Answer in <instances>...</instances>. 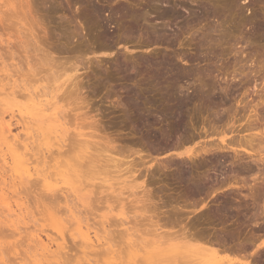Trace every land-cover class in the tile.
Masks as SVG:
<instances>
[{
	"label": "rangeland",
	"instance_id": "374dc122",
	"mask_svg": "<svg viewBox=\"0 0 264 264\" xmlns=\"http://www.w3.org/2000/svg\"><path fill=\"white\" fill-rule=\"evenodd\" d=\"M23 1L21 0V4L27 2L28 5L25 4L27 8L26 6H23L24 8L22 9L20 8L22 5H19L18 8L21 9V14H19L20 11L17 12L18 14L15 13L16 11H13L12 14V12H10L11 10L8 12V9L5 11L4 8H0V16L2 15L0 17V100L2 101L0 104V115H3L2 117L5 119L4 121H8L9 119L8 122L11 126V128H9L12 133L14 135L16 133L19 134L18 139L20 140L16 142L17 145L14 144L15 147L18 146L19 150L20 148H23V144L25 145L26 142L28 143H26V148L31 152H28L27 149H24V151L22 149L20 150H22V153L24 152L23 154L26 155V159L33 162L32 166L36 164L37 168L41 171L45 170L44 173L47 172V175H50L51 172H53L51 174L52 177L53 174H55V170H57V172L66 171L69 167L71 168V166L74 170L75 166V169L77 168L82 174H86L85 182H83V184H90L91 187L89 185L79 186V182H73L74 179L70 181L69 186H65L66 184L62 185L61 183L57 185L53 183L54 181H51L53 185H56L51 188V191H55L53 192V195H55L54 198H51V196L49 197V195H51L50 191H47L46 189H44L45 191L43 189L41 190L42 187L38 184L36 187H34L36 185L35 183H33L35 185H32V182H34L33 178H30V181H32L30 182L31 184L29 183L30 186L29 184L25 185L23 183L25 186L22 185V187L19 186L21 185L19 184L17 188H20H18L16 192L18 191V193H21L19 194L20 196L23 194L21 196L23 200H18V202H24V208H22V203V207L20 206L23 213H19L17 208L14 207V195L9 194L10 198L13 196L10 205L12 204V208L17 211L18 217L10 213V218L7 217V208L4 206V203H0V208L2 209H0V251L2 253V257L0 256V264H30L31 262L29 261L32 259L28 260L30 259L28 256H30L29 254L31 253L34 254L31 250L35 247L32 248L34 242L29 243L31 240L28 242L26 236H29L30 232L36 229L35 227H39V224L37 225L36 223L42 222L43 224L42 220L39 222L38 219L35 220V218L42 219V216L47 214L44 211L46 209H52L53 207L55 208L53 211H57L55 216L59 212H64L66 214L61 215L63 216V221L67 219V217L71 219V217H69L70 214H68L69 208L66 206L68 203V206L70 205L69 207L72 208V211L74 210L73 212L77 213L78 211L80 217L83 215L81 217L82 219L88 218L91 224V234L93 233V230H96L101 238L110 239V244L112 243L111 245H116V247H113L117 249L121 247L122 251L126 250V238L129 237V235H132V237L134 235L135 237L137 234V238L135 237V239L140 237L139 239H144V241L148 243L151 240L157 239V237H154L157 234L156 231L165 234L167 232L168 235H170L169 233L172 234L173 232H176V238L174 237V234L170 237H166L167 239L163 237L164 241L168 240L167 245L164 242L165 244L163 247L166 249L169 248V250L173 249L177 253V256L178 254H182L181 257L190 255L193 264H195L196 261H200L198 264H214L215 261L213 257L207 253L208 251H205L208 249L218 251L216 259L218 262L220 259L223 264H264V166H262L264 164L254 160L256 157H253L254 153L253 151H250V149L248 150L245 148L247 150H237L236 148H229L228 146L224 147L228 144L231 138L238 139L240 135L241 137L247 138L248 136L249 138V133H256V136H260L258 133L259 129L260 131H264V0H232L229 7H226L225 0H158V2H154L155 0H109L108 2H106L107 0H61V3L60 0ZM85 3L87 4L86 6L84 5ZM92 5L95 6L93 7ZM101 6L104 8L105 14L103 12L101 17L94 16L95 7ZM85 8H87V11L84 10ZM164 8H172L173 11L177 12L175 17H178L175 18L173 15L162 18V20L159 17L157 18L158 10ZM67 9L70 11H66ZM124 9H127V11ZM90 10H93V12ZM212 10H216L218 13L215 14V17L211 13L213 12ZM83 11H86V14L89 13V16L94 18V22L88 24L87 20L81 15ZM206 11L209 14L208 17H206ZM124 12L128 15L124 14ZM9 13H11V15ZM8 14L10 17L13 15V17L9 18ZM7 18L9 21L11 20L10 23L6 20ZM27 18H30V20ZM18 23H21V26ZM257 25L260 26V29L255 30ZM102 26L106 27L108 31L107 37L109 39L102 36L103 34L101 35L103 32ZM29 30H32L33 32ZM25 32L26 34H31V36L28 35L30 36L28 38ZM213 32H215V34ZM31 38H33V40ZM26 40L27 42H25ZM17 41H20V43ZM32 42L36 44L33 46ZM22 43H27L28 47L26 46L27 44L25 45ZM250 43H252V45ZM106 45L108 47H106ZM34 49L38 53H36ZM251 59H253L254 62L251 63ZM118 60L120 61L118 62ZM168 61H170L171 64H168ZM111 62L114 63L112 64ZM240 62H243L244 64L242 63L241 66ZM162 63L167 64L162 66ZM172 63H174V65L171 67ZM122 64L127 66V68H123ZM158 64H160V66ZM119 65H121L122 68L119 67ZM175 66H178L179 68L177 67L176 70ZM128 67H132L133 70L128 69ZM157 67L160 69H157ZM161 67L164 68L163 71L161 70ZM53 68L55 70H53ZM176 75H178V77ZM71 77H77L75 78L77 85L72 89L74 92L69 90L71 88H66ZM62 84L65 86L61 89L60 86ZM43 85L51 86V90L54 86L55 89L51 91V95H49L50 97L48 96V98H43L44 100L42 99L45 106H42L40 109H43L44 107V110L46 108L47 112L45 111L38 116L37 114L39 112L37 114L34 112L32 113L31 109L28 108L32 102L24 97V95L26 96V91L23 90L24 88H28L30 91H35L36 93L41 91ZM55 86L61 90H57ZM216 86H221L223 88L222 92L224 95L219 91L220 94H222L221 100V97L219 99L216 98L217 96L215 97L216 93H219L218 90H215L218 88ZM4 88L6 90L10 88V91L8 90L7 93L14 91L13 93L15 97L12 98L10 96L6 98L5 95H3V93H6L4 92L6 91ZM212 88H214L213 90L216 91V93L214 91L212 93L209 92L212 91ZM194 89L197 90L196 92L199 94L198 96H200V100L197 99L198 96L196 95L197 97L192 101L193 103L191 102L188 104L187 108H185V106L183 109L177 111L178 103L176 102L178 99L180 100L184 97L188 98L191 94L193 95L195 93ZM48 90L50 91V89ZM201 91L207 93L203 94ZM63 92L64 94H62ZM71 94L73 96H71ZM211 94L214 96L212 97ZM131 99L133 102H131ZM181 101H184V99ZM130 103L133 104L130 105ZM134 104H138V106ZM142 105L144 109L141 108ZM137 108H139V110ZM11 111H13V113ZM175 111L176 113H174ZM26 112L33 115L34 119L38 121L37 124L43 125V128H47V125L48 127L59 126V129L66 131L68 136L66 135L65 139H67V142L64 143L65 148L60 151L62 157L61 155L59 156V153L57 152L58 149L55 148L57 147V145H55L56 143L54 144L56 141L52 136H49V134L48 138L50 137V139H47V142L45 140V144L40 140L42 137L38 138L36 135H34V137L36 136V139L32 138L33 140H30L31 137H28L30 135L26 134L24 130L25 126H23V124L25 125L23 121L25 122L26 120H23V118H26L29 115ZM136 112L140 114H138L140 117L136 118ZM45 113L51 115L53 118V115H59V117L57 116L58 120L63 118L62 122H65L64 124L67 123L64 126H67L68 129L62 127L63 125H61L62 122H60V120L56 121L54 124L51 121L46 122L44 117L46 116ZM51 113L54 114L52 115ZM174 114H180L178 115V118L179 116L181 117V127H179L178 131H173V122L176 119V115L174 116ZM21 117H23V121L21 120ZM43 122H45V124H43ZM68 123L70 127L68 126ZM82 124H84L82 127L84 130L82 131H87V133L92 131L95 133V140L98 141L96 149L92 150L94 151L92 152L94 155L91 153V157H88V159L85 158L87 159L86 162L82 160L84 158L80 159L76 157L80 155L82 156V152V154L80 153V155H78L79 151H82V148L80 149L74 146L76 145V142L74 141L76 138L71 136V134H75L72 133L73 128L75 126L77 127V125L82 126ZM40 125H38V127L41 128ZM248 125L250 126L249 128H258L252 131L249 130L250 132H244V130H247L246 128H248ZM220 130L225 131L227 134V136L224 137L226 143H220L218 135ZM242 130L243 132H240L241 134H239V131ZM235 131L238 132L236 133ZM46 132L50 133L49 131ZM246 133H248L247 136L245 135ZM69 135L71 137H69ZM1 136L2 135H0V138ZM0 141L2 140L0 139ZM38 141L40 143L42 142V145H46L49 152H46L47 148L39 144ZM0 143L2 144V142ZM34 143L37 145H34ZM201 146L203 148L205 147L203 150H209V152H201ZM38 147L40 150L39 152ZM2 148L3 150L5 149V152H9L5 145L1 147V150ZM210 148L212 151H210ZM219 148H221L222 151ZM191 150H193V153L200 152V154L197 153L200 156L194 153L195 156L189 159L187 157L189 155H185V153L189 151L192 152ZM231 150H236V153L234 154V151ZM74 151L78 152L75 153ZM5 152L1 153V157ZM7 153L6 155L4 154L5 159L3 158L4 161H7L6 165H4V163L2 164L4 161L0 159V174L3 176H7L8 170L6 172V169H9L11 166L10 164H12V161L9 159L10 153ZM41 154L44 156V160H42L43 156H41ZM65 155L71 156L65 157ZM106 157H113L117 161L122 160V163L124 164L122 165L120 161L121 164L117 167H119L120 171L123 170L124 177H119L123 174L117 176V171L119 172V169L114 167L115 170L113 165L111 166V164L109 165L105 162ZM33 159L34 161H32ZM61 160L62 162H60ZM36 161H40V163H38L39 165ZM76 161H78L77 164ZM78 163L79 165L81 164L80 167H78ZM130 165L132 169L130 168ZM127 166L130 170L129 168L126 169ZM80 168L81 170H79ZM69 171L72 170L70 169ZM115 171L116 173H114ZM125 171L127 174L124 173ZM186 172H190L189 174H192L193 176ZM9 175H11V173L8 174V176ZM6 176V181H10V179L7 180L8 176ZM127 176L131 180L128 179ZM15 178L14 184L17 185V182L20 183L21 180L17 181L18 179L16 176ZM23 178L27 179L25 175H23ZM103 178L106 179L105 181L109 182L102 185L100 182H103ZM132 178L135 179V181ZM100 179L102 180L99 182ZM186 179L190 181L193 179V184L196 182L198 188L195 189V187H192V182H188ZM121 180H126L123 182L126 185L129 184L128 181L130 180L132 186L129 184L130 187L128 189H126L128 187H126V185L124 188V184ZM98 182L99 184H97ZM110 183L112 184V189L108 190ZM188 183H190L189 186ZM69 187L72 189H69ZM35 188L38 189L36 190ZM4 189L7 190V187H4ZM60 189L62 190L60 191ZM130 192L132 193L131 196ZM141 192L144 193L141 194ZM122 193L123 195L121 196L124 199H121L120 195L117 197V194ZM38 195L40 197H38ZM47 196L48 198H46ZM63 196L65 197L63 198ZM253 196L255 197L253 198ZM92 198L94 199L91 200ZM95 198L97 199L95 200ZM60 199L62 201H60ZM133 199L136 202L137 200L138 202L140 201V204L133 202ZM64 200L65 202H68L66 205L65 202H63ZM90 200L93 203L90 202ZM92 204L93 207H91ZM25 205H27V207ZM28 207L29 209H27ZM25 208L26 211H23ZM58 208L60 209L59 212ZM61 209H63V212ZM27 210H29L30 213ZM24 212H27L26 215H29V217L31 215L35 217L32 218L31 216V218H29ZM169 212L170 214H168ZM40 213H45V215L42 214V216H40ZM20 215H23L24 219ZM65 215L68 216L64 217ZM5 216L8 221L6 218L5 221L2 220ZM133 216L136 219L132 218ZM139 216L141 219H139ZM11 217H14V219ZM20 217L24 220L21 223L26 224L21 225L20 221L22 220ZM56 218L53 219L56 220ZM9 219H12V221ZM31 219H33V221ZM60 219L61 217L59 220ZM135 220H137V223ZM13 221L16 222V225L14 224V228L10 230L11 227H13ZM5 222L9 224L7 225ZM33 222L36 225H34ZM44 222H47V220ZM52 222L47 224L53 225ZM101 222L102 225L105 223L102 226H105L103 229L106 230L109 228L106 231L110 233H105V236L103 235L104 231H102V228L100 227ZM119 222H126L124 223L126 226L129 222L127 229H133L135 234L133 230H130L133 231L131 233L128 231L130 233L128 234V232H126V226L124 224L120 226L121 224ZM179 222L181 223L179 224ZM70 223H72V221H70ZM98 223L100 226H98ZM155 223L159 226H156ZM4 225L8 227H4ZM9 225H11V227H9ZM44 225L45 223L43 224V227H46V229L42 227L43 230L39 227L34 232L39 234L40 236H38L45 242L47 241L45 240L46 237H44L46 232L47 235L49 233L50 235L53 234L58 236L55 234V230V232L51 231L53 226L50 230L49 227ZM16 227L19 230L20 228L22 230L24 229V233H22L23 231L21 230L19 231L18 237V232L15 231ZM160 227L163 230H161ZM40 228L43 232L45 231V235L44 233H40ZM26 231L28 234L25 233ZM111 232L114 234L113 237L111 236L113 235ZM153 232L156 234L154 233V235ZM181 233H184V236ZM23 234L26 236H23ZM202 234L204 235V238L202 237ZM66 235L68 236V233ZM67 236H64L66 241H64V244H67H65L66 250H62L63 252L60 249H55L54 240L51 242V245H53L51 247L54 251L56 250L58 252L59 250V253L61 252L59 257L63 264L67 262L65 260L66 258H63L64 256L67 257V260L69 259L68 262H70V264H79L80 261V264H87L90 262L88 260H91L89 264H94L102 257V255L94 256L96 253L92 255L93 252L88 250L89 254H86L88 253L87 251L84 253V251L79 248L80 240L78 237L73 236L76 237L75 240L72 239L73 237H69L71 238V240H69ZM30 237L29 239H31ZM134 237L130 238L135 240ZM21 239H23V241ZM32 239H34V237H32ZM59 240L56 243L60 244V242H62ZM70 241L74 242L75 245L79 243L78 248H76L78 244L74 246ZM69 242L73 245L72 248ZM139 242H141V240ZM210 243L211 246L213 244L212 247L210 246ZM17 245L19 246L17 247ZM27 247L29 249L32 248L30 249L31 253ZM182 247H184V249ZM199 247L201 250H198ZM24 248L25 250H28L25 251ZM228 248L230 250H228ZM97 249H99V247H97ZM24 251L26 255L29 253L28 256L24 255L27 258L23 257V254H25ZM173 252L171 251L172 255ZM83 253L86 254L88 258ZM123 254L124 252L120 254V256ZM61 255L64 256L62 257ZM172 255L169 254L168 257L171 258L170 256ZM91 256H93V259ZM124 256L125 255H123V257ZM104 258H102L101 264H105L103 262H106L104 260L107 258ZM186 258H184V260ZM190 258L188 257L189 260H191ZM84 259L86 260L84 261ZM22 260L27 262L23 263ZM93 260L96 262L92 263ZM122 260L124 261V258ZM129 260V258L127 260L125 259V262L123 263H128ZM201 260L203 261L201 262ZM129 262L133 263L131 260ZM98 264H100V261Z\"/></svg>",
	"mask_w": 264,
	"mask_h": 264
},
{
	"label": "bare ground",
	"instance_id": "6f19581e",
	"mask_svg": "<svg viewBox=\"0 0 264 264\" xmlns=\"http://www.w3.org/2000/svg\"><path fill=\"white\" fill-rule=\"evenodd\" d=\"M20 1V2H19ZM23 1V0H22ZM68 1V0H67ZM69 1H71V0H69ZM76 1H78V0H76ZM82 1V0H81ZM103 1V0H102ZM109 0H107L106 2H108ZM150 1H152V0H150ZM23 2H25V0L23 1ZM30 2V1H29ZM62 1L60 0V3H61ZM86 2V1H85ZM105 2V1H104ZM154 2H158V0H155ZM231 2H232V0H225V5H226V7H229L230 6V4H231ZM19 3V4H18ZM22 2H21V0H0V8L2 9V8H4V10L6 11V9H8L7 11L9 12L10 10V12H12V14H13V11H16L15 13H17L18 11H20V13L19 14H21V9L22 8H24L23 6H26L25 4H27V2H25L24 4H21ZM32 3V2H31ZM67 3V2H66ZM79 3V2H78ZM88 3V2H87ZM22 5V6H20V8H18L19 7V5ZM64 4V3H63ZM77 4V3H76ZM89 4H90V2H89ZM28 5V4H27ZM73 5H74V3H73ZM85 6L87 5L86 3L84 4ZM71 6V5H70ZM80 6V5H79ZM82 6V5H81ZM93 7L95 6V5H92ZM26 8H27V6H26ZM25 8V9H26ZM30 8H31V4H30ZM63 8V7H62ZM17 9H20V10H17ZM87 8H85L84 10H86ZM3 10V11H4ZM69 9H67L66 11H68ZM122 10V9H121ZM124 10H126L127 11V9H124ZM175 10V9H174ZM1 11V10H0ZM4 11V12H5ZM70 11V10H69ZM87 11V10H86ZM86 11H83L82 12V16H83V18H85V20H87V22H88V24H90V23H92V22H94L93 20H94V18L93 17H91V16H89V13L88 14H86ZM91 11V10H90ZM94 11H95V15L94 16H98V17H101L102 16V13L104 12V8L101 6V7H95V9H94ZM213 12H211L213 15H214V17H215V14H218L217 12H216V10L214 11V10H212ZM218 11V10H217ZM7 12V13H8ZM91 12H93V10L91 11ZM203 12H204V10H203ZM207 12V11H206ZM6 13V14H7ZM14 13V14H15ZM177 12L176 11H173V9L171 8V9H160V10H158V16H157V18L159 17V18H161V20H162V18H166V17H170V16H173L174 15V17L177 15L176 14ZM205 13V12H204ZM1 14V13H0ZM2 14H3V12H2ZM10 15H11V13H9ZM8 14V15H9ZM18 14V13H17ZM16 14V15H17ZM24 14H25V12H24ZM28 14V13H27ZM104 14H105V12H104ZM124 14H126L125 12H124ZM176 14V15H175ZM10 15H9V18H11V17H13V15L10 17ZM126 15H128V14H126ZM130 15V14H129ZM2 16V15H1ZM0 16V17H1ZM20 16V15H19ZM74 16V15H73ZM209 16V14H208V12H207V16L206 17H208ZM217 16H219V15H217ZM6 17H7V15H6ZM130 17V16H129ZM178 17V16H177ZM177 17H175V18H177ZM5 18V17H4ZM136 18V17H135ZM137 18H140V17H137ZM174 18V19H175ZM194 18V17H193ZM201 18V17H200ZM204 18V17H203ZM202 18V19H203ZM20 19V18H19ZM27 19H29L30 20V18H27ZM169 19V18H168ZM194 19H196V18H194ZM6 20H8L9 21V19L7 18ZM72 20V19H71ZM84 20V21H85ZM101 20V19H100ZM103 20V19H102ZM166 20V19H165ZM197 20V19H196ZM11 21V20H10ZM10 21H9V23H10ZM20 21V20H19ZM7 22V21H6ZM32 22V21H31ZM3 23V22H2ZM105 23V22H104ZM17 24V23H16ZM19 24V23H18ZM21 24V23H20ZM19 24V25H20ZM133 24H135V23H133ZM13 25V24H12ZM14 25H15V23H14ZM27 25V24H26ZM21 26V25H20ZM25 26V25H24ZM23 26V27H24ZM32 26V25H31ZM136 26V25H135ZM134 26V27H135ZM254 26V25H253ZM12 27H14V26H12ZM103 27V26H102ZM121 27V26H120ZM119 27V28H120ZM154 28V27H153ZM212 28V27H211ZM20 29V28H19ZM151 29V28H150ZM217 29V28H216ZM256 29H260V26H256L255 27V30ZM28 30V29H27ZM34 30V29H33ZM153 30V29H152ZM218 30V29H217ZM16 31V30H15ZM19 31V30H18ZM18 31H17V33H18ZM22 31H23V28H22ZM22 31H21V33H22ZM25 31V30H24ZM29 31H32V30H29ZM213 31V30H212ZM28 32V31H27ZM33 32V31H32ZM218 32V31H217ZM20 33V34H21ZM31 33V32H30ZM124 33V32H123ZM127 33V32H126ZM132 33V32H131ZM214 34H215V32H213ZM16 34V33H15ZM25 34H26V32H25ZM33 34V33H32ZM103 34V35H102ZM157 34V33H156ZM208 34V33H207ZM22 35H24V34H22ZM27 36L28 35H30L31 36V34H26ZM101 35L102 36H105V37H107V35H108V31H107V29H106V27H103V32L101 33ZM163 35V34H162ZM210 35V34H209ZM208 35V36H209ZM17 36V35H16ZM16 36H14V37H16ZM19 36V35H18ZM25 36V35H24ZM26 36V37H27ZM30 36H28V38L30 37ZM160 36V35H159ZM224 36V35H223ZM35 37V36H34ZM16 38H18V37H16ZM15 38V39H16ZM24 38V37H23ZM38 38V37H37ZM108 38V37H107ZM159 38V37H158ZM162 38V37H161ZM2 39H4V38H2ZM13 39V38H12ZM32 40H33V38H31ZM109 39V38H108ZM113 39V38H112ZM209 39V38H208ZM22 40H24V39H22ZM27 40H30V39H27ZM27 40L25 41V42H27ZM38 40H39V38H38ZM162 40V39H161ZM20 41H21V39H20ZM20 41H17V42H19L20 43ZM124 41V40H123ZM164 41V40H163ZM203 41V40H202ZM5 42H7V41H5ZM4 42V43H5ZM22 42H24V41H22ZM30 42V41H29ZM29 42H28V44H29ZM38 42V41H37ZM40 42V41H39ZM114 42V41H113ZM120 42V41H119ZM215 42V41H214ZM16 43V42H15ZM18 43V44H19ZM33 43V42H32ZM32 43H31V46H32ZM217 43V42H216ZM219 43V42H218ZM221 43V42H220ZM14 44V43H13ZM22 44H25V43H22ZM27 44V43H26ZM25 44V45H26ZM28 44L26 45L27 47H28ZM36 44V43H35ZM34 43H33V46L35 45ZM111 44V43H110ZM113 44V43H112ZM168 44V43H167ZM246 44H248V43H246ZM251 45H252V43H250ZM6 45V44H5ZM15 45H17V44H15ZM20 45V44H19ZM211 45H213V44H211ZM220 45V44H219ZM218 45V46H219ZM22 46V45H21ZM20 46V47H21ZM25 46V47H26ZM235 46V45H234ZM247 46V45H246ZM249 46V45H248ZM15 47V46H14ZM18 47V46H17ZM36 47H37V45H36ZM106 47H108L107 45H106ZM34 48V47H33ZM32 49V48H31ZM112 49H113V47H112ZM232 49V48H231ZM25 50V49H24ZM27 50H28V48H27ZM33 50V49H32ZM34 51H36L35 49H34ZM106 51V50H105ZM45 52V51H44ZM241 52V51H240ZM27 53V52H26ZM36 53H38L37 51H36ZM237 53V52H236ZM255 53V52H254ZM254 53H253V55H254ZM261 53V52H260ZM259 53V54H260ZM35 54V53H34ZM264 54V53H263ZM33 55V54H32ZM37 55V54H36ZM39 55V54H38ZM47 55H48V52H47ZM46 55V56H47ZM236 55V54H235ZM256 55V54H255ZM43 56V55H42ZM41 56V57H42ZM259 56V55H258ZM264 56V55H263ZM28 57V56H27ZM37 57V56H36ZM51 57V56H50ZM242 57V56H241ZM29 58V57H28ZM32 58H35V57H32ZM45 58V57H44ZM47 58V57H46ZM243 58V57H242ZM246 58V57H245ZM255 58V57H254ZM26 59V58H25ZM38 59H40V58H38ZM50 59V58H49ZM161 59V58H160ZM173 59H175V58H173ZM249 59H250V57H249ZM256 59V58H255ZM263 59V58H262ZM29 60H31V59H29ZM33 60H35V59H33ZM100 60V59H99ZM124 60V59H123ZM126 60V59H125ZM155 60V59H154ZM36 61V60H35ZM40 61V60H39ZM120 60H118V62H119ZM138 61V60H137ZM147 61V60H146ZM173 61V60H172ZM183 61V60H182ZM259 61H260V58H259ZM263 61V60H262ZM47 62V61H46ZM115 62V61H114ZM113 62V63H114ZM117 62V61H116ZM126 62V61H125ZM145 62V61H144ZM156 62V61H155ZM158 62V61H157ZM160 62H162V61H160ZM159 62V63H160ZM164 62V61H163ZM169 63L168 64H171L170 63V61H168ZM239 62V61H238ZM250 62L252 63V62H254L253 61V59H251L250 60ZM28 63V62H27ZM112 63V62H111ZM112 63V64H113ZM131 63V62H130ZM241 63V62H240ZM243 63V62H242ZM242 63H241V66H242ZM256 63H257V61H256ZM264 63V62H263ZM54 64V63H53ZM118 64V63H117ZM116 64V65H117ZM140 64V63H139ZM145 64V63H144ZM157 64V63H156ZM163 65L162 66H164V65H166V64H164V63H162ZM244 64V63H243ZM262 64V63H261ZM46 65V64H45ZM57 65V64H56ZM62 65V64H61ZM100 65V64H99ZM105 65V64H104ZM109 65V64H108ZM123 65V64H122ZM147 65V64H146ZM149 65V64H148ZM159 66H160V64H158ZM174 65V63H172V65H171V67ZM250 65V64H249ZM263 65V64H262ZM153 66V65H152ZM168 66H170V65H168ZM256 66V65H255ZM35 67V66H34ZM114 67V66H113ZM119 67H121L122 68V66L121 65H119ZM127 68V66H124L123 65V68ZM143 67V66H142ZM141 67V68H142ZM146 67V66H145ZM148 67V66H147ZM166 67V66H165ZM171 67H170V69H171ZM176 67V70H177V67L178 66H175ZM246 67V66H245ZM244 67V68H245ZM253 67V66H252ZM47 68V67H46ZM56 68H58V67H56ZM137 68V67H136ZM149 68V67H148ZM148 68H146V69H148ZM155 68H156V66H155ZM162 69V71H163V67H161ZM169 68V67H168ZM179 68V67H178ZM261 68H262V66H261ZM128 69H130V70H133L132 69V67L131 68H129L128 67ZM127 69V70H128ZM145 69V70H146ZM154 69V68H153ZM157 69H160V68H158L157 67ZM156 69V70H157ZM166 69H167V67H166ZM169 69V70H170ZM242 69V68H241ZM34 70V69H33ZM49 70V69H48ZM53 70H55L54 68H53ZM77 70V69H76ZM119 70V69H118ZM134 70H135V68H134ZM137 70V69H136ZM149 70V69H148ZM179 70V69H178ZM181 70V69H180ZM158 72H160V71H158ZM162 73V72H161ZM176 73V72H175ZM163 74V73H162ZM177 74V73H176ZM240 75V74H239ZM158 76V75H157ZM163 76V75H162ZM177 77H178V75H176ZM179 77H181V76H179ZM75 78H77V77H71V79H69V82H68V85H66V83H65V85H66V88H71V89H69V90H71L72 91V89L77 85V82H75ZM165 78V77H164ZM235 78V77H234ZM180 79V78H179ZM77 80V79H76ZM175 80V79H174ZM176 80H177V78H176ZM66 81V80H65ZM74 81V82H73ZM263 81H264V79H263ZM67 82V81H66ZM177 82H178V80H177ZM14 83V82H13ZM262 83V82H261ZM264 83V82H263ZM262 83V84H263ZM63 84H64V82H63ZM61 85L60 87H61V89H62V87H64L65 85ZM213 85H215L214 83H212ZM217 84V83H216ZM218 85V84H217ZM13 86V85H12ZM18 86V85H17ZM20 86V85H19ZM38 86V85H37ZM222 86V85H221ZM221 86H216V87H218V88H216L215 90H218V92L220 91L222 94H223V92H222V90H223V88L221 87ZM4 87V86H3ZM15 87V86H14ZM56 87V86H55ZM78 87V86H77ZM212 87V86H211ZM214 87V86H213ZM221 87V88H220ZM23 88V87H22ZM166 88V87H165ZM5 89V88H4ZM4 89H3V91H4ZM10 89V88H9ZM9 89H5L6 91H4V92H6L5 94L3 93V95H5V97L7 98V97H12V98H14L15 96H14V91H11L10 93H7V91L9 90ZM48 89H50V91L48 90ZM55 88H54V86L52 87V90H51V86H44L43 85V87H42V89H41V91H39V92H36L35 93V91H30L28 88H24V90L23 91H26V96L24 95V97L25 98H28L31 102H32V104L28 107L29 109H31V112L33 113H38L37 115L39 116V114L41 115V113H44L45 111H46V108H45V110H44V107H43V109H40L42 106H45L44 105V99L43 98H48V96L49 95H51V91H53ZM56 89L58 90V89H60V88H58V87H56ZM60 89V90H61ZM214 88H212L211 90L212 91H209V92H213L214 90H213ZM225 89V88H224ZM21 90V89H20ZM39 90V89H38ZM37 90V91H38ZM68 90V91H69ZM76 90V89H75ZM172 90V89H171ZM174 90V89H173ZM195 90V89H194ZM203 90V89H202ZM10 91V90H9ZM17 91H18V89H17ZM65 91V90H64ZM134 91V90H133ZM197 90H195V93H197L196 92ZM19 92V91H18ZM57 92V91H56ZM72 92H74V90L72 91ZM202 92V91H201ZM215 93H216V91H214ZM220 92L217 94L216 93V95H215V97L216 98H220V100L222 99V94H220ZM226 92V91H225ZM136 93V92H135ZM139 93V92H138ZM194 93V92H193ZM191 94L188 98H186V97H184V98H182V99H184V101H181L182 99H178V101L176 102V103H178V110H177V108H176V110L177 111H179V109H183V107H185V108H187V106H188V104H190L193 100H195V98L199 95L198 93L197 94ZM203 94L204 93H207V92H202ZM201 93V94H202ZM19 94V93H18ZM62 94H64V92L62 93ZM76 94V93H75ZM140 94V93H139ZM214 94V93H213ZM1 95H2V93H1ZM65 95H66V93H65ZM70 95V94H69ZM132 95V94H131ZM135 95V94H134ZM138 95V94H137ZM136 95V96H137ZM141 95V94H140ZM149 95V94H148ZM168 95H170V94H168ZM197 95V96H196ZM210 95V94H209ZM208 95V96H209ZM224 95V94H223ZM259 95V94H258ZM61 96V95H60ZM59 96V97H60ZM71 96H73L72 94H71ZM206 96V95H205ZM204 96V97H205ZM211 96L213 97L214 95H212L211 94ZM19 97H20V95H19ZM50 97V96H49ZM51 97H53V96H51ZM55 97V96H54ZM130 97V96H129ZM132 97V96H131ZM171 97V96H170ZM175 97V96H174ZM201 97H203V96H201ZM259 97V96H258ZM5 98V99H6ZM137 98V97H136ZM142 98V97H141ZM200 98V96H198L197 97V99H199ZM206 98H207V96H206ZM225 98V97H224ZM43 99V100H42ZM61 99V98H60ZM130 99V98H129ZM186 99V100H185ZM208 99V98H207ZM206 99V100H207ZM210 99H212V98H210ZM215 99V98H214ZM132 100V99H131ZM130 100V101H131ZM200 100V99H199ZM198 100V101H199ZM203 100V99H202ZM216 100V99H215ZM135 101H137V100H135ZM168 101V100H167ZM224 101V100H223ZM131 102H133V100L131 101ZM141 102V101H140ZM197 102V101H196ZM220 102V101H219ZM2 103V101L0 100V104ZM137 103V102H136ZM193 103V102H192ZM202 103V102H201ZM221 103H224V102H221ZM258 103V102H257ZM262 103V102H261ZM131 104H133V103H130V105ZM259 104V103H258ZM50 105H52V104H50ZM134 105H136V104H134ZM3 106V105H2ZM136 106H138V104L136 105ZM135 106V107H136ZM216 106H218V105H216ZM225 106V105H224ZM258 106V105H257ZM127 107V106H126ZM132 107V106H131ZM20 108V107H19ZM130 108V107H129ZM133 108V107H132ZM140 108V107H139ZM139 108H137L138 110H139ZM141 108H143V105H142V107ZM255 108V107H254ZM257 108V107H256ZM29 109H28V111H29ZM81 109V108H80ZM134 109V108H133ZM144 109V108H143ZM12 110V109H11ZM14 110V109H13ZM48 110V109H47ZM69 110H71V109H69ZM78 110V109H77ZM129 110H131V109H129ZM146 110V109H145ZM16 111V110H15ZM20 111V110H19ZM27 111V112H28ZM36 111V112H35ZM12 113H13V111H11ZM21 112V111H20ZM26 112V113H27ZM30 112V111H29ZM47 112V111H46ZM75 112H76V109H75ZM74 112V113H75ZM253 112V111H252ZM4 113V112H3ZM10 113V112H9ZM19 113V112H18ZM71 113V112H70ZM137 113V117H136V114H135V117L136 118H138V117H140V116H138V112H136ZM174 113H176V111L174 112ZM178 113V112H177ZM11 114V113H10ZM20 114V113H19ZM27 114H29V113H27ZM52 114V113H51ZM54 114V113H53ZM52 114V115H53ZM55 114H57V113H55ZM73 114V113H72ZM170 114V113H169ZM14 115V114H13ZM45 115L46 116H44L45 117V121L46 122H48V121H51L53 124L56 122V121H59L60 120V122H62V119H59L58 120V117H59V115H57V116H55V115H53L54 116V118L51 116V115H48V114H46L45 113ZM82 115V114H81ZM140 115V114H139ZM142 115V114H141ZM176 114H174V116H175ZM178 115H180V114H177L175 117H176V119L174 120V126H173V131H175V130H177L178 131V129H179V127H181L180 126V124H181V117L179 116V118H178ZM230 115V114H229ZM255 115V114H254ZM3 116V115H2ZM1 115H0V135H2L1 136V140L2 141H0V142H2V144L3 145H5V147H6V149L9 151L8 153H10V155H9V159H10V161H12V164H13V166H12V164H10L11 166H10V168L9 169H6V172H7V170H8V172H7V176H8V174H10L11 173V175H9L8 176V178H7V180L8 179H10V181L8 180V181H6V179H5V176H3V175H1L0 174V203L1 204H3L4 203V206H6V208H7V217H9L10 218V215H9V213L10 214H13V215H15V216H17L18 217V214H17V211L19 212V213H21L22 212V208H24V202L22 203V201H20V202H18V200H20V199H22L21 198V196L23 195H19V194H21V193H18V191L16 192V190L18 189V188H20V187H18L17 188V186L19 185V184H21V185H19V186H22V185H27V184H29L30 182H32V181H30V178H33V180H34V182H32V185H35L34 187H36L37 186V184L40 186V187H42L41 188V190L43 189H46L47 191H50V194L51 195H49V197L51 196V198H54V196L55 195H53L54 193L53 192H55V191H51L52 189V187L53 186H56V185H53V183L54 184H62V185H65V186H69L70 185V181L72 180V179H74L73 180V182L74 183H78L79 182V184H77V185H79V186H81V185H85V186H87V185H89L90 187H91V185L90 184H83V182H85V173L84 174H82V172L81 171H78L77 170V168L75 169V166H74V170L72 169L73 167L71 166V168L69 167L68 169L70 170H72V171H69L68 169V171L66 172V171H59V172H57V170H55V174H53V177H52V173L53 172H51V174L50 173H48V174H50V175H47L46 173L47 172H45L44 173V171L45 170H43V171H41V170H39L38 168H37V165L36 164H34V166H32V163L33 162H30L29 161V159H26L25 157H26V155H24L23 153H22V150L24 151V149H27L26 147V145L28 144L27 142V144L25 143V145L23 144V148H20V149H22V150H18V146H16L15 147V145H17L16 144V142L18 141V140H20V139H18V135L19 134H13L12 133V131H11V126L9 125L10 123L8 122L9 121V119H8V121L6 120V121H4L5 119L2 117ZM133 116V115H132ZM173 116V115H172ZM182 116V115H181ZM231 116V115H230ZM24 117V116H23ZM23 117H21V120H22V118ZM67 117V116H66ZM70 117V116H69ZM83 117V116H82ZM175 117H173V118H175ZM220 117V116H219ZM10 118V117H9ZM37 118V117H36ZM61 118V117H60ZM75 118H77V117H75ZM184 118V117H183ZM26 119V120H25ZM140 119V118H139ZM222 119V118H221ZM249 119V118H248ZM10 120H11V118H10ZM23 120H25V122L23 121ZM23 123H25V125L23 124V126H25V128H24V130H25V132H26V134H29L30 136H28L29 138H30V140H33L32 138H35L36 139V136L39 138V137H42V139L40 138V140H42L43 142L46 140V142H47V139L49 140L50 139V137L48 138V134H49V136H52L53 137V139L56 141V142H54V144L55 145H57V147H55V148H57L58 149V153H59V156L61 155L60 154V151L63 149V148H65V144L64 143H66L67 141V139H65V136L67 135V133H66V131L65 130H63V129H59L57 126H54V127H51V126H49V127H51V128H49L48 127V125H47V128H43V125H40V124H37L38 123V121L37 120H35L34 119V117H33V115H28L26 118L24 117L23 118ZM42 120V119H41ZM77 120V119H76ZM84 120V119H83ZM86 120V119H85ZM137 120V119H136ZM141 120V119H140ZM218 120V119H217ZM216 120V121H217ZM223 120V119H222ZM231 120V119H230ZM240 120V119H239ZM19 121V120H18ZM228 121V120H227ZM253 121V120H252ZM8 124H7V123ZM21 122V121H20ZM50 122V123H51ZM92 122V121H91ZM183 122V121H182ZM222 122V121H221ZM65 123V122H64ZM63 122H62V124L61 125H63L62 127L63 128H67L68 129V127L67 126H64V125H66V124H64ZM90 123V122H89ZM88 123V124H89ZM225 123V122H224ZM248 123V122H247ZM262 123V122H261ZM7 124V125H6ZM43 124H45V122H43ZM57 124V123H56ZM87 124V125H88ZM219 124V123H218ZM38 125H40L41 126V128L40 127H38ZM83 125L84 124H82V126H78L77 125V127L75 126L74 128H73V130H72V133H75L74 135H72L71 134V136L73 137V138H76V139H74V141L76 142V145H74V146H76L77 148H82V151H79V154L78 155H80V153L82 154V156L80 157V156H76V157H78V158H80V159H82V158H87L88 159V157H91V153L92 152H94V151H92L93 149H96V146H97V144H98V141H96L95 140V133H93L91 130V132L89 133H87V131L85 132V131H82V130H84L82 127H83ZM90 125H93V124H90ZM89 125V126H90ZM223 125V124H222ZM241 125V124H240ZM250 125V124H249ZM248 125V128H246L247 130H244V132L246 131H252V130H256L257 128H255L254 126V128L255 129H253V128H249L250 126ZM14 126V125H13ZM68 126H69V123H68ZM72 126V125H71ZM247 126V125H246ZM262 126V125H261ZM10 127V128H9ZM44 127H45V125H44ZM70 127V126H69ZM93 127V126H92ZM231 127V126H230ZM229 127V128H230ZM245 127V126H244ZM243 127V128H244ZM91 128V127H90ZM228 128V127H227ZM23 130V129H22ZM23 130V131H24ZM94 130V129H93ZM264 130V129H263ZM46 131H49L50 133H48V132H46ZM215 131V130H214ZM234 131V130H233ZM249 131V132H250ZM20 132H22V131H20ZM85 132V133H84ZM227 132V131H226ZM231 132V131H230ZM236 132V131H235ZM238 132V131H237ZM236 132V133H237ZM240 132H243V130L242 131H239V134H241ZM254 132V131H253ZM257 132V131H256ZM214 133V132H213ZM228 133V132H227ZM259 134H260V136H258V138H257V136H256V133H254V134H250L249 133V138H248V136H247V134L248 133H246L245 135L247 136V138H245V137H241V135H240V137L238 138V139H235V138H231L230 140H229V142H228V144H226L224 147H229V148H236L237 150L238 149H244V150H249L250 149V151H253V153H254V156L253 157H256V158H254V160L255 161H257V162H261V163H263L264 164V131H260V129H259V132H258ZM13 134V135H12ZM24 134V133H23ZM22 134V135H23ZM51 134V135H50ZM69 134V133H68ZM5 137H4V136ZM21 135V134H20ZM25 135V134H24ZM34 135H36L35 137H34ZM216 135V134H215ZM218 135H219V140H220V143H226L225 142V140H224V137L225 136H227V134L225 133V131H221L220 130V132H218ZM236 135V134H235ZM27 136V135H26ZM68 136V135H67ZM70 135H69V137H71ZM167 136V135H166ZM3 137V138H2ZM23 137V136H22ZM51 137V138H52ZM100 137V136H99ZM24 138V137H23ZM97 138V137H96ZM227 138V137H226ZM237 138V137H236ZM263 138V139H262ZM98 139V138H97ZM27 140V139H26ZM25 140V141H26ZM29 140V139H28ZM39 140V141H40ZM227 140V139H226ZM24 141V140H23ZM38 141V142H39ZM51 141V140H50ZM50 141H49V143H50ZM99 141H101V140H99ZM35 142H36V140H35ZM32 143H33V141H32ZM42 143V142H41ZM40 142H39V144H41ZM102 143V142H101ZM208 143V142H207ZM1 143H0V150H1V147L3 146ZM15 144V145H14ZM44 144H45V142H44ZM53 144V143H52ZM54 144H53V146H54ZM68 144V143H67ZM72 144V143H71ZM34 145H37V144H35L34 143ZM42 145V144H41ZM69 145V144H68ZM207 145V144H206ZM212 145V144H211ZM214 145V144H213ZM219 145H221V144H219ZM218 145V146H219ZM42 146H44V145H42ZM74 146H73V148H74ZM203 146V145H202ZM201 146V147H202ZM209 146H210V144H209ZM208 146V147H209ZM29 147H31V146H29ZM44 147H46V145L44 146ZM43 147V148H44ZM50 147V146H49ZM70 147V146H69ZM211 147V146H210ZM221 147V146H220ZM33 148V147H32ZM41 148V147H40ZM47 149V151L46 152H49V150H48V147H46ZM98 148V147H97ZM205 148V147H204ZM203 147H202V150L204 149ZM245 148H247V149H245ZM37 149V148H36ZM71 149V148H70ZM75 149V148H74ZM220 150H221V148H219ZM2 150H3V148H2ZM1 150V153L2 152H5V149L2 151ZM6 150V151H7ZM28 150V149H27ZM31 150V149H30ZM64 150H66V149H64ZM197 150V149H196ZM201 150V152H204V153H208L209 152V150H203L202 151ZM225 150V149H224ZM20 151V152H19ZM40 150H39V147H38V152H39ZM41 151H43V150H41ZM44 151H45V149H44ZM43 151V152H44ZM66 151H68V150H66ZM65 151V152H66ZM192 152H187V153H185V155H189V156H187L189 159H191L192 157H194L195 156V154L196 155H199L200 154V152H194L193 153V150H191ZM210 151H212L211 150V148H210ZM215 151H216V149H215ZM222 151V150H221ZM231 151H234V154L236 153V150H231ZM28 152H31V151H29L28 150ZM43 152H41V153H43ZM52 152V151H51ZM70 152H72V151H70ZM69 152V153H70ZM75 152V151H74ZM78 152V151H77ZM77 152H75V153H77ZM217 152V151H216ZM219 152V151H218ZM246 152V151H245ZM0 153V159L2 160V161H4L3 160V158L5 159V156H4V154L6 155V153L7 152H5L4 154H3V156L1 157V154ZM7 153V154H8ZM197 153H199V154H197ZM240 153V152H239ZM30 154V153H29ZM34 154V153H33ZM56 154V153H55ZM63 154V153H62ZM68 154V153H67ZM238 154V153H237ZM244 154V153H243ZM30 155H32V154H30ZM35 155V154H34ZM45 155V154H44ZM92 155H94L93 153H92ZM204 155V154H203ZM10 156H11V158H10ZM41 156H43L42 154H41ZM69 155H65V157H68ZM71 156V155H70ZM69 156V157H70ZM200 156V155H199ZM235 156V155H234ZM239 156V155H238ZM61 157H62V155H61ZM73 157V156H72ZM217 157H219V156H217ZM243 157V156H242ZM29 158H31V157H29ZM93 158V157H92ZM107 158V157H106ZM105 158V162H107L109 165L111 164V166L113 165V168L114 167H116V169L118 168L119 169V167H117V166H119V164H121L122 163V160H119V161H117V160H115L113 157H108L107 159ZM215 158V157H214ZM241 158V157H240ZM252 158V157H251ZM39 159H40V157H39ZM38 159V160H39ZM77 159V158H76ZM79 159V160H80ZM82 159L84 162H86V160L87 159ZM90 159V158H89ZM182 159H184V158H182ZM212 159V158H211ZM220 159V158H219ZM218 159V160H219ZM253 159V158H252ZM37 160V159H36ZM42 160H44V156L42 157ZM41 160V161H42ZM69 160H70V158H69ZM74 160V159H73ZM217 160V159H216ZM245 160V159H244ZM251 160V159H250ZM253 160V161H254ZM1 161V162H2ZM6 161V160H5ZM2 162V164L4 163V165H6L7 164V161L6 162ZM32 161H34V159L32 160ZM71 161V160H70ZM120 161H121V163H120ZM183 161V160H182ZM185 161V160H184ZM191 161V160H190ZM213 161V160H212ZM37 162V161H36ZM60 162H62V160L60 161ZM73 162V161H72ZM77 162L78 161H76V164H77ZM81 163H83L82 161H80ZM89 162V161H88ZM163 162V161H162ZM161 162V163H162ZM9 163H11V162H9ZM38 163H40V161L39 162H37V164ZM191 163H192V161H191ZM1 164V163H0ZM60 164V163H59ZM108 164H105V165H108ZM124 163H122V165H123ZM36 165V166H35ZM39 165V164H38ZM74 165V164H73ZM78 165H79V163H78ZM81 165V164H80ZM80 165L78 166V167H80ZM127 165H129V164H127ZM163 165V164H162ZM262 165V164H261ZM60 166V165H59ZM262 166H264V165H262ZM77 167V166H76ZM106 167V166H105ZM2 168V167H1ZM4 168V167H3ZM64 168V167H63ZM109 168V167H108ZM111 168V167H110ZM129 167L127 166V168L126 169H128ZM130 168H131V165H130ZM130 168H129V170H130ZM243 168V167H242ZM264 168V167H263ZM57 169H59V168H57ZM115 169V168H114ZM115 169V170H116ZM132 169V168H131ZM247 169V168H246ZM252 169V168H251ZM53 170V171H54ZM79 170H81V168L79 169ZM97 170V169H96ZM245 170V169H244ZM263 170V169H262ZM1 171V170H0ZM5 171V170H4ZM4 171H2V172H4ZM123 170H121L120 171V169H119V172L117 171V176H119V174L121 175V174H123V172H122ZM1 172V173H2ZM84 172H86V171H84ZM111 172H112V170H111ZM122 172V173H121ZM127 172H128V170H127ZM127 172L125 171L124 173L125 174H127ZM130 172V171H129ZM244 172V171H243ZM246 172V171H245ZM114 173H116V171L114 172ZM187 173V172H186ZM190 173V172H189ZM189 173H187V174H189ZM193 173V172H192ZM6 174V173H5ZM23 175H25L26 176V178L27 179H24L23 178ZM181 175V174H180ZM183 175H185V174H183ZM189 175H192V174H189ZM6 176V177H7ZM13 176H14V178H13ZM15 176L17 177V181H20V183L19 182H17V185L16 184H14L15 182H14V180L16 179L15 178ZM116 176V177H117ZM124 177V174L123 175H121V176H119L120 178L121 177ZM130 176V175H129ZM193 176V175H192ZM56 177V178H55ZM179 177V176H178ZM190 177V176H189ZM188 177V178H189ZM35 178V179H34ZM120 178H118V179H120ZM127 178L128 179H130L128 176H127ZM185 178V177H184ZM187 178V179H188ZM29 179V180H28ZM96 179V178H95ZM133 179V178H132ZM182 179H183V177H182ZM186 179V180H187ZM32 180V179H31ZM76 180V181H75ZM94 180V179H93ZM97 180V179H96ZM102 179H100L99 180V182L101 181ZM106 179H104L103 178V182L101 181L100 183L103 185V184H105V183H108L109 181H105ZM131 180V179H130ZM128 181L129 182V184H130V182L131 181ZM134 181H135V179H133ZM192 181H194L193 179H191ZM196 180V179H195ZM53 183H52V182ZM87 181V180H86ZM95 181V180H94ZM122 181V180H121ZM120 181V182H121ZM124 181H126V180H124ZM124 181H122V183L124 182ZM183 181H184V179H183ZM188 182L190 181V180H187ZM192 181H190V182H192ZM99 182L97 183V184H99ZM127 182V183H128ZM185 182V181H184ZM10 183V184H9ZM24 183V184H23ZM33 183H35V184H33ZM136 183V182H135ZM194 182H192L191 184H193ZM31 184V183H30ZM30 184H29V186H30ZM92 184V183H91ZM95 184V183H94ZM114 184V183H113ZM124 184V183H123ZM122 184V185H123ZM129 184H124L123 185V187L126 185V189H128L130 186H132L131 184H130V186H129ZM134 184V183H133ZM197 183L195 182V184H193V185H191L192 187H195V189H197L198 187H197V185H196ZM10 185V186H9ZM24 185V186H25ZM31 185V186H32ZM110 185V187L108 188V190L109 189H112V187H111V183L109 184ZM108 185V186H109ZM190 185V183H188V186ZM202 185V184H201ZM83 186H82V188H83ZM92 186H93V184H92ZM98 186H101V185H98ZM97 186V187H98ZM138 186V185H137ZM4 187H7V190L6 189H4ZM23 187V186H22ZM21 187V188H22ZM106 187V186H105ZM201 187V186H200ZM55 188V187H54ZM78 188V187H77ZM81 188V189H82ZM93 188H95V187H93ZM104 188V187H103ZM125 188V187H124ZM24 189H27V188H24ZM23 189V190H24ZM36 189V188H35ZM38 189V188H37ZM36 189V190H37ZM40 189V188H39ZM56 189H58V188H56ZM63 189H64V187H63ZM69 189H72L71 187H69ZM107 189V188H106ZM139 189V188H138ZM144 189V188H143ZM55 190V189H54ZM62 189H60V191H61ZM147 190V189H146ZM192 190V189H191ZM190 190V191H191ZM203 190V189H202ZM27 191V190H26ZM32 191V190H31ZM30 191V192H31ZM45 191V190H44ZM46 191V192H47ZM115 191V190H114ZM117 191V190H116ZM119 191V190H118ZM68 192V191H67ZM70 192V191H69ZM94 192V191H93ZM96 192V191H95ZM120 192V191H119ZM148 192V191H147ZM187 192H188V190H187ZM14 193V194H13ZM33 193V192H32ZM121 193V192H120ZM131 193V192H130ZM129 193V194H130ZM142 193H144V192H141V194ZM146 193V192H145ZM193 193V192H192ZM191 193V194H192ZM258 193V192H257ZM9 194H11V195H14L15 196V203L13 204L14 205V207H16L17 208V211H15L13 208H12V204L10 205V203H11V198H13V196H11V198L9 197ZM27 194H28V192H27ZM46 194V193H45ZM56 194H58V193H56ZM134 194V193H133ZM137 194H139V193H137ZM146 194H148V193H146ZM187 194V193H186ZM195 194V193H194ZM43 195V194H42ZM41 195V196H42ZM97 195V194H96ZM118 195H123V193L122 194H117V197H118ZM128 195V194H127ZM132 195V193L130 194V196ZM16 196H17V198H16ZM71 196V195H70ZM99 196V195H98ZM115 196H116V193H115ZM120 196H119V198H120ZM129 196V195H128ZM141 196V195H140ZM252 196V195H251ZM25 197V196H24ZM38 197H40L39 195H38ZM61 197H62V195H61ZM65 196H63V198H64ZM68 197H69V195H68ZM193 197V196H192ZM255 196H253V198H254ZM256 197H257V195H256ZM46 198H48V196L46 197ZM75 198V197H74ZM132 198V197H131ZM139 198V197H138ZM141 198V197H140ZM144 198V197H143ZM187 198V197H186ZM14 199H13V201H14ZM50 199V198H49ZM94 198H92L91 200H93ZM97 198H95V200H96ZM121 199H124L122 196H121ZM121 199H117V200H121ZM127 199V198H126ZM256 199V198H255ZM23 200V199H22ZM66 200V199H65ZM65 200L63 201V202H65ZM90 200V202H92ZM116 200V201H117ZM130 200V199H129ZM141 200V199H140ZM17 201V202H16ZM60 201H62L61 199H60ZM75 201H76V199H75ZM124 201V200H123ZM142 201V200H141ZM53 202V201H52ZM56 202V201H55ZM119 202V201H118ZM133 202H136V201H134V199H133ZM140 202V201H139ZM138 202V200H137V202H136V204L138 203V204H140ZM21 203H22V205H23V207H22V205H21ZM66 203H68V202H65V205H66ZM93 203V202H92ZM95 203H96V201H95ZM125 203V202H124ZM129 203H130V201H129ZM142 203V202H141ZM0 204V205H1ZM26 204V203H25ZM69 204V203H68ZM68 204L66 205L68 208V214H70V216L69 217H71V219H69L66 215L64 216V217H67V219H65L66 220V222H65V220L63 221V216H61L62 214H66V213H64L63 212V209H61L62 210V212L63 213H60L59 211H60V209L58 210V214H59V218L61 217V219L59 220V218H58V214H56V216H57V218H56V216H55V213L57 212H55V211H53L55 208H53L52 207V209L50 208V209H46L44 212L45 213H47L46 215H45V213L43 214V213H40V216H42V214L43 215H45V216H42V219L40 218H35V220L36 219H38V221L40 222V220H42L43 221V224L45 223V225L44 226H47V227H49V229L51 230V227H52V230L51 231H56V233L55 234H57L58 236H56V235H50L49 233H48V235H47V232H46V235H45V231L43 232V230L44 229H46V227H43V224H42V222H40V223H36L39 227H43L42 229L40 228V233H44V237H46L45 238V240H47L46 242L42 239V238H40L39 236V234H36V232H34L37 228H39V227H35L36 229H34L32 232H34V233H32V232H30V234H29V236H26L25 234H23V236L25 235L27 238H28V242H29V240H31V242H29V243H32V242H34L33 244H34V246L32 247V248H34L33 250H31L34 254H32L31 253V251H30V249H32V248H28L29 249V252L31 253V254H29L30 256H28V254L26 255V253H25V251H27V250H25V248H24V253L25 254H23V257H25V258H27L26 256H28V257H30V259H28V260H31V261H29V262H31L30 264H43V263H45V264H63V262H62V260H61V258L59 257L60 255L59 254H61V252L59 253V250H58V252L56 251L57 249H60L61 251L63 250V249H65L66 250V245L65 244H67V243H65L64 244V241H65V237L67 236L66 234L68 233V236H67V238H69V237H73V236H77L78 237V239L80 240L79 241V243H80V247L79 248H81L83 251H84V253H86V251L88 250V251H90V252H93L92 253V255H94V253H96L94 256H97V255H102V257L100 258V260H98V262L100 261V264L102 263V258H104V259H106V260H104V261H106V262H103V263H105V264H187V263H189V264H193V261H192V259L190 258L191 256L189 255V256H186V257H181V255L182 254H178V256H177V253L173 250V249H170L169 250V248L168 249H166L165 247H163L164 246V244L166 243V245H167V242H168V240L167 241H164V239H163V237L164 238H166V237H170L171 235H173L174 234V237H175V234H176V232L174 233H169L170 235H168L167 234V232H166V234L165 233H158V231H156L157 232V234L155 233V232H153V234L155 235L154 237H157V239L156 240H151V241H149L148 243L147 242H145L144 241V239L142 240V239H135V237H136V235H135V237H134V235H133V237H134V239L135 240H133V239H131V238H133L132 237V235H129V237H127L126 239V250H124V251H122V249H121V247H119L118 249L117 248H114V247H116V245L114 246V245H111L110 244V242H109V240L110 239H106V238H101V236H99L98 235V232L96 231V230H93V233L91 234V227H90V222H89V220H88V218H84V219H82L81 217L83 216L82 214V216L80 217L79 215L80 214H78V211H77V213H75V212H73L72 211V208L71 207H69L68 206ZM131 204H132V202H131ZM195 204V203H194ZM64 205V204H63ZM64 205V206H65ZM87 205V204H86ZM90 205H91V203H90ZM22 208H21V207ZM26 207H27V205H25ZM89 206V205H88ZM88 206H87V208H88ZM91 207H93V204H92V206ZM141 207V206H140ZM139 207V208H140ZM1 209V208H0ZM5 209V208H4ZM13 209V210H12ZM27 209H29V207L27 208ZM81 209V208H80ZM83 209V208H82ZM177 209V208H176ZM2 210V209H1ZM180 210V209H179ZM23 211H26V208H25V210H23ZM28 212H29V210H27ZM64 211H67V210H64ZM83 211V210H82ZM178 211V210H177ZM16 212V213H15ZM80 212V211H79ZM84 212V211H83ZM87 212V211H86ZM171 212V211H170ZM170 212L168 213V214H170ZM179 212V211H178ZM1 213H2V211H1ZM15 213V214H14ZM23 213V212H22ZM30 213V212H29ZM54 213V214H53ZM24 214L26 215L27 214V212L25 213L24 212ZM78 214V215H77ZM86 214V213H85ZM88 214V213H87ZM90 214V213H89ZM3 215H5V214H3ZM9 215V216H8ZM13 215H11V216H13ZM31 215V214H30ZM55 217H54V216ZM91 215V214H90ZM183 215V214H182ZM2 216V215H1ZM20 216H22V218L24 219V217H23V215H20ZM27 216V215H26ZM32 216V215H31ZM31 216L29 217V215L27 216V217H29V218H31ZM49 216H50V218H49ZM135 216V215H134ZM132 217V218H135V217ZM137 216V215H136ZM142 216V215H141ZM171 216V215H170ZM173 216V215H172ZM17 217H16V219H17ZM33 217H35V216H32V218ZM46 219H45V218ZM85 217V216H84ZM88 217H89V215H88ZM1 218V217H0ZM5 218H6V216L4 217V219L2 218V220H4L5 221ZM11 218H13L14 219V217H11ZM44 218V219H43ZM53 218H56V220H54ZM90 218V217H89ZM7 219V218H6ZM20 219H21V217H20ZM19 219V220H20ZM48 219H49V222H48ZM69 219V220H68ZM136 219V218H135ZM139 219H141L140 218V216H139ZM146 219V218H145ZM10 221H12V219H9ZM22 220V219H21ZM30 220V219H29ZM32 221H33V219H31ZM47 220V222H44V221H46ZM54 220V221H53ZM138 220V219H137ZM137 220H135L136 221V223H137ZM144 220V219H143ZM3 221V222H4ZM7 221H8V219H7ZM6 221V222H7ZM10 221H9V223H10ZM17 221V220H16ZM24 220H22V221H20V223L21 222H23ZM53 221V222H52ZM70 221H72V223H70ZM111 221V220H110ZM119 221H121V220H119ZM123 221V220H122ZM140 221V220H139ZM165 221V220H164ZM170 221V220H169ZM1 222V221H0ZM5 222V223H6ZM26 222H28V221H26ZM36 222V221H35ZM53 223V225H51V224H47V223ZM118 222V221H117ZM174 222V221H173ZM183 222V221H182ZM9 223H6L7 225L9 224ZM16 222H12V224H13V227H11V225H9V227H11V229L10 228H7V229H10V230H12V228H14V226L16 225L15 224ZM28 223H30V222H28ZM34 223V222H33ZM56 225H55V224ZM120 223V222H119ZM118 223V224H119ZM124 223H126V222H121L120 224V226H122ZM129 223V222H128ZM128 223H127V226H126V229L128 228ZM133 223V222H132ZM181 222H179V224H180ZM15 224V225H14ZM19 224V223H18ZM23 223H21V225H22ZM24 224H26V223H24ZM23 224V225H24ZM31 224V223H30ZM35 223H34V225H36ZM99 224V223H98ZM105 224V223H104ZM103 224V225H104ZM113 224V223H112ZM115 224V223H114ZM135 224V223H134ZM165 224H167V223H165ZM174 224V223H173ZM48 225H50V226H48ZM55 225V226H54ZM102 225V222H101V226H100V224L98 225V226H100L102 229V231H104L103 233V235L105 236L106 234H108V233H110V232H108V231H106V230H108V229H103L104 227H102L103 226ZM109 225V224H108ZM117 225V224H116ZM155 225H156V223H155ZM6 225H4V227H5ZM18 226V225H17ZM29 226V225H28ZM156 226H159V225H156ZM166 226V225H165ZM167 226H169V225H167ZM172 226V225H171ZM6 227H8V226H6ZM21 227V226H20ZM24 227V226H23ZM26 227V226H25ZM30 227H31V225H30ZM161 227H162V225H161ZM161 227H160V229H161ZM164 227V226H163ZM117 228V227H116ZM132 228V227H131ZM156 228V227H155ZM166 228V227H165ZM187 228V227H186ZM125 229V230H126ZM154 229V228H153ZM171 229H172V227H171ZM4 230V229H3ZM20 230L21 231H23L21 228H20ZM17 227L15 228V231H17L16 233H17V237H18V234H19V231H20ZM121 230H123V229H121ZM124 230V231H125ZM130 230H133V229H130ZM130 230H126V232H128V231H130ZM156 230H159V229H156ZM161 230H163V229H161ZM161 230H159V231H161ZM167 230V229H166ZM14 231V232H15ZM27 231H30V230H27ZM25 232V233H27L28 234V232ZM38 231V230H37ZM46 231H48V230H46ZM54 231V232H55ZM106 231V232H105ZM117 231V230H116ZM134 231V230H133ZM133 231H130V233L131 232H133ZM154 231V230H153ZM121 232V231H120ZM163 232H165V231H163ZM169 232V231H168ZM172 232V231H171ZM178 232V231H177ZM182 232V231H181ZM22 233H24V231L22 232ZM22 233H20V234H22ZM31 233H32V235H31ZM65 233V234H64ZM106 233V234H105ZM112 233V232H111ZM129 232H128V234H130ZM99 234H102V233H99ZM113 234V233H112ZM127 234V235H128ZM133 234V233H132ZM134 234H135V231H134ZM161 234H163V235H161ZM183 236H184V233H181ZM39 235V236H38ZM92 235V236H91ZM111 235V234H110ZM109 235V236H110ZM124 235H125V232H124ZM166 235V236H165ZM186 235H187V233H186ZM203 235V234H202ZM16 236V235H15ZM22 236V235H21ZM30 236H32V237H34V239H32V237H30ZM50 236H51V238H50ZM57 238H56V237ZM65 236V237H64ZM112 237L114 236V234L113 235H111ZM13 237H14V235H13ZM25 237V238H26ZM29 237L31 238V239H29ZM103 237V236H102ZM131 237V238H130ZM177 237V236H176ZM175 237V238H176ZM190 237H192V236H190ZM189 237V238H190ZM203 238H204V235L202 236ZM26 238V239H27ZM55 238V239H54ZM111 238V237H110ZM137 238V237H136ZM175 238H174V240H175ZM181 238H185V237H181ZM180 238V239H181ZM194 238V237H193ZM60 239V240H59ZM73 240H75L76 239V237H73L72 238ZM167 239V238H166ZM191 239V238H190ZM206 239V238H205ZM22 241H23V239H21ZM54 240V241H53ZM57 240V241H56ZM58 240L59 241H62V242H60V244H58V243H56V242H58ZM69 240H71V238H69ZM72 240V241H73ZM112 240V239H111ZM137 240H141V242H139V241H137ZM186 240V239H185ZM194 240V239H193ZM196 240V239H195ZM210 240V239H209ZM55 242V251H54V249L51 247V246H53V245H51V242ZM143 241V242H142ZM147 241V240H146ZM162 241V242H161ZM220 241H221V239H220ZM19 242V241H18ZM21 242V241H20ZM25 242V241H24ZM66 242V241H65ZM71 242V241H70ZM69 242V243H70ZM165 242V243H164ZM209 242V241H208ZM213 242H214V240H213ZM71 243H73L74 244V242H71ZM71 243H70V246H71V248H72V246L73 245H71ZM77 243V242H76ZM79 243H77L76 245L74 244V246H76V248H78V246H79ZM220 243V242H219ZM224 243H225V241H224ZM33 244H31V245H33ZM53 244V243H52ZM208 244V243H207ZM218 244V243H217ZM223 244V243H222ZM22 245V244H21ZM25 245V244H24ZM23 245V246H24ZM30 245V244H29ZM65 245V246H64ZM173 245V244H172ZM219 245V244H218ZM19 245H17V247H18ZM68 246V245H67ZM114 246V247H113ZM169 246V245H168ZM207 246V245H206ZM210 246H211V243H210ZM212 246H213V244H212ZM211 246V247H212ZM97 247H99V249H97ZM202 247V246H201ZM219 247V246H218ZM53 250H52V249ZM75 248V247H74ZM114 248V249H113ZM122 248H124V247H122ZM183 249H184V247H182ZM181 248V249H182ZM224 248V247H223ZM67 249H69V248H67ZM121 249V250H120ZM186 249V248H185ZM190 249V248H189ZM201 250V248L199 247L198 248V250ZM203 249V248H202ZM206 249V248H205ZM204 249V250H205ZM217 249V248H216ZM240 249V248H239ZM227 250V249H226ZM228 250H230L229 248H228ZM236 250V249H235ZM35 251V252H34ZM70 251V250H69ZM87 251V252H88ZM171 251L173 252H175V255H174V252H173V255H172V253H171ZM178 251V250H177ZM182 251V250H181ZM180 251V252H181ZM184 251V250H183ZM205 251H208L207 253L211 256V257H213V259H214V261H215V263L214 264H223L222 262H221V260L219 259V262L217 261V256H218V251H216V250H205ZM222 251H223V249H222ZM63 252V251H62ZM124 252V254L123 255H125L124 257H123V255L122 256H120V254H122ZM170 252V253H169ZM225 252V251H224ZM223 252V253H224ZM236 252V251H235ZM0 253H1V251H0ZM65 253V252H64ZM83 253V254H84ZM171 254L172 256H170L171 258H169L168 256H169V254ZM183 253V252H182ZM190 253V252H189ZM239 253V252H238ZM256 253V252H255ZM264 253V252H263ZM66 254V253H65ZM64 254V255H65ZM86 254H89V252L88 253H86ZM86 254H84V255H86ZM199 254H200V251H199ZM259 254V253H258ZM24 255H26V256H24ZM33 255V256H32ZM64 255H61L62 257L64 256ZM67 255V254H66ZM90 255H91V253H90ZM179 255H180V257H179ZM239 255V254H238ZM248 255V254H247ZM263 255V254H262ZM1 257H2V253H1V255H0ZM206 256V255H205ZM86 257H87V255H86ZM93 256H91V258H92ZM172 257H175V258H172ZM177 257V258H176ZM188 257L191 259V260H189L188 259ZM243 257V256H242ZM255 257H256V254H255ZM257 257H258V255H257ZM63 258H66L65 260L67 261H65L66 263H69L70 264V262H68L69 261V259L67 260V257H63ZM88 258V257H87ZM124 258V261L122 260ZM130 259L131 261H133V263L132 262H129L128 261V263H123V262H125V259L127 260V259ZM184 258H186L185 260H184ZM260 258H262V257H260ZM59 259H60V261H59ZM89 259H90V257H89ZM93 259V258H92ZM95 259V258H94ZM253 259V258H252ZM24 260V259H23ZM22 260V261H23ZM26 260V259H25ZM51 260V261H50ZM86 259H84V261H85ZM88 260V259H87ZM187 260V261H186ZM194 260V259H193ZM198 260V259H197ZM264 260V259H263ZM52 261H54V262H52ZM88 261H90L91 262V260H88ZM191 261V262H190ZM203 260H201V262H202ZM3 262V261H2ZM25 262H27V261H25ZM24 261H23V263H25ZM89 262V263H90ZM93 262H96V261H92V263ZM98 262L97 263H94V264H98ZM127 262V261H126ZM198 262L200 263V261H196L195 262V264H198ZM218 262V263H217ZM260 262V261H259ZM263 262V261H262ZM66 263H64V264H66ZM80 263H81V261H80ZM79 263V264H80ZM87 263V262H86ZM89 263H87V264H89ZM27 264V263H26ZM258 264H260V263H258Z\"/></svg>",
	"mask_w": 264,
	"mask_h": 264
}]
</instances>
